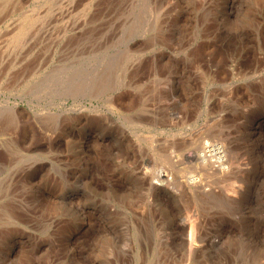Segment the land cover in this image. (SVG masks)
I'll return each mask as SVG.
<instances>
[{
  "label": "rangeland",
  "instance_id": "1",
  "mask_svg": "<svg viewBox=\"0 0 264 264\" xmlns=\"http://www.w3.org/2000/svg\"><path fill=\"white\" fill-rule=\"evenodd\" d=\"M255 263L264 0H0V264Z\"/></svg>",
  "mask_w": 264,
  "mask_h": 264
},
{
  "label": "bare ground",
  "instance_id": "2",
  "mask_svg": "<svg viewBox=\"0 0 264 264\" xmlns=\"http://www.w3.org/2000/svg\"><path fill=\"white\" fill-rule=\"evenodd\" d=\"M119 101H122V98H120V99H118ZM218 149H215V152H213L212 153V155L211 154H207V153H204L203 155H200V159L202 160V162L203 163H205L208 167H206V168H208L209 169V171L210 170H212V171H214V172H220V173H224L225 172V170L226 169H228L227 167H225L224 166V163H226V152H225V150L221 147V152L220 151H218ZM217 153V154H216ZM213 154H215L214 156H216V158L214 159V160H212V165H210L211 164V161H209V157H211V156H213ZM209 155H211V156H209ZM212 158V157H211ZM200 160V161H201ZM209 161V162H208ZM210 163V164H209ZM209 164V165H208ZM216 164V165H215ZM205 165V166H206ZM219 173V174H220ZM193 178V177H192ZM221 178V177H220ZM230 178V177H229ZM228 179V178H227ZM197 182H200V181H198V178H193V180H191V183L194 185V184H196ZM196 186V185H195ZM198 187V186H197ZM196 190V189H195ZM204 191V190H203ZM200 192H202V191H200ZM199 192V193H200ZM199 193H197V194H199ZM198 197V196H197ZM199 197H200V195H199ZM198 202V201H197ZM200 236V235H199ZM193 237V236H192ZM194 238V237H193ZM193 238H192V240H193ZM192 240H190V245H191V243L192 242H194V241H192ZM192 241V242H191ZM196 242V241H195ZM203 242V241H202ZM201 242V243H202ZM210 242V241H209ZM193 244H195V243H193ZM202 245H204V244H202ZM194 246V245H193ZM205 246V245H204ZM191 247V246H190ZM201 247H203V246H201ZM204 248V247H203ZM191 249V248H190ZM252 262H254V261H252ZM256 264V263H255Z\"/></svg>",
  "mask_w": 264,
  "mask_h": 264
}]
</instances>
